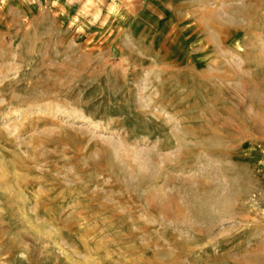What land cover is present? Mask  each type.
<instances>
[{
  "label": "rangeland",
  "instance_id": "1",
  "mask_svg": "<svg viewBox=\"0 0 264 264\" xmlns=\"http://www.w3.org/2000/svg\"><path fill=\"white\" fill-rule=\"evenodd\" d=\"M0 264H264V0H0Z\"/></svg>",
  "mask_w": 264,
  "mask_h": 264
},
{
  "label": "bare ground",
  "instance_id": "2",
  "mask_svg": "<svg viewBox=\"0 0 264 264\" xmlns=\"http://www.w3.org/2000/svg\"><path fill=\"white\" fill-rule=\"evenodd\" d=\"M51 230V229H50ZM87 262V261H86Z\"/></svg>",
  "mask_w": 264,
  "mask_h": 264
}]
</instances>
